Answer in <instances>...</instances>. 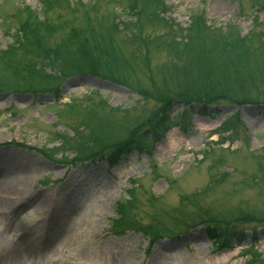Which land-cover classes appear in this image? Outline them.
I'll use <instances>...</instances> for the list:
<instances>
[{"label":"rangeland","instance_id":"rangeland-1","mask_svg":"<svg viewBox=\"0 0 264 264\" xmlns=\"http://www.w3.org/2000/svg\"><path fill=\"white\" fill-rule=\"evenodd\" d=\"M132 1L0 0V53L28 14L68 46L34 76L0 54V264H264V0H152L135 18ZM196 11L247 35L243 79L176 73L193 49L168 30Z\"/></svg>","mask_w":264,"mask_h":264},{"label":"trees","instance_id":"trees-1","mask_svg":"<svg viewBox=\"0 0 264 264\" xmlns=\"http://www.w3.org/2000/svg\"><path fill=\"white\" fill-rule=\"evenodd\" d=\"M50 1L51 0H47ZM47 1L44 0V2ZM132 1V0H131ZM152 0H145L142 8H137V3L135 1H132L130 4L131 7V14L135 18L137 12H139V15L141 13H144L147 11L149 5L151 4ZM157 8L155 7L153 10V13L156 12ZM28 16L31 17L30 20L21 19L20 29L18 30L19 39L14 46V48H11L9 50H6L3 53L5 54L6 58L9 62L12 64V70H19L25 74H29L30 76H34L33 74L35 72H38V58L39 59H49L51 58V61L55 60V56L57 54H60L65 52V50L68 48V46L65 44L66 40H60L57 43H54L52 45L46 38V36L41 32L40 25L42 24L41 19L36 14H28ZM205 18L203 16V13L201 12H194L190 14V20L186 28H182L181 26L178 27V29H169L168 32L170 34V39H176V37H179L180 40H184V43L187 45H191L190 47L193 49L192 52L188 53V57L184 60V62H180L177 65V71L176 73H179L182 77L185 79H193L194 81L199 80H205L210 86H213L212 81L218 80L221 82H225L227 79L232 77H240V79H243L244 73H245V62H243L242 57L248 52L247 48L244 47L246 43V36L239 33L238 30H236L233 27L229 28H216L211 29L213 27L207 25L205 23ZM127 22V21H126ZM54 27H52L53 29ZM186 29L190 30L189 33L186 32ZM213 33L215 38L212 40H206L203 36H201L202 33ZM216 32V35L215 33ZM24 33V34H23ZM49 36V33H47ZM77 34V33H76ZM34 37H36L34 39ZM262 40H264V37H260ZM67 39V38H66ZM32 40L34 41L32 43ZM89 46H92L94 48H98L101 46L100 42L92 43L89 39H86ZM39 42V43H38ZM79 43V42H78ZM205 43V44H204ZM21 44V47L18 46ZM41 44V46H40ZM209 44V45H208ZM38 45V46H37ZM88 45H85L87 48ZM31 46H37L36 49L29 48ZM195 48H193V47ZM20 47V48H18ZM29 48V49H28ZM22 49V50H21ZM38 50H40L43 54L38 53ZM82 50V47H81ZM20 51V53H18ZM44 51V52H43ZM83 51V50H82ZM24 52H30L33 56V59H23L20 56V54ZM0 60H2V56L0 55ZM259 77L261 76V72L259 71ZM193 95L197 96L195 93H192ZM188 103V100L187 102ZM193 112L190 109H184L180 113H176V115H172L169 119L175 120L178 116L182 119H187L190 114H186V112ZM86 124V123H83ZM166 127H168V124L161 122L160 120L154 121L150 123V126L146 128L148 130V133H151V135H162L165 131ZM93 128V126H92ZM95 129V128H94ZM83 130V129H81ZM80 130H77L78 133ZM93 131V130H92ZM146 135H141L136 140H138L141 143L149 144L150 142H153L156 140L157 137H148ZM135 139L131 140L129 143L134 141ZM87 142V141H86ZM94 141H90L87 143L93 144ZM128 143V144H129ZM86 143L77 142L74 145V149H72V152L75 153V156L78 153L81 152L82 149H84ZM87 145V144H86ZM129 149V145H123L119 146L118 150H124ZM82 153V152H81ZM86 153V152H85ZM100 158V157H96ZM115 160V158L113 159ZM112 160V161H113ZM129 199L127 200V202ZM122 206L121 203L119 204V207H117V211H119L120 217L122 215ZM126 207H129V205L126 204ZM130 221H127L126 224H128ZM211 226L213 225L211 222L209 223ZM122 225V220H121ZM130 226H133L134 228H137L138 226L135 223H129ZM127 226V225H126ZM125 227V226H121ZM221 238H224V236L221 234L218 237V240H221ZM227 240L221 241V243L225 244Z\"/></svg>","mask_w":264,"mask_h":264},{"label":"bare ground","instance_id":"bare-ground-1","mask_svg":"<svg viewBox=\"0 0 264 264\" xmlns=\"http://www.w3.org/2000/svg\"><path fill=\"white\" fill-rule=\"evenodd\" d=\"M25 248H27V246H23L21 249H25Z\"/></svg>","mask_w":264,"mask_h":264}]
</instances>
